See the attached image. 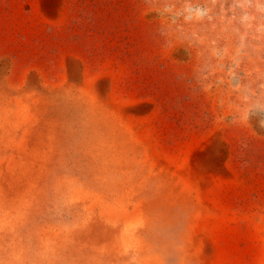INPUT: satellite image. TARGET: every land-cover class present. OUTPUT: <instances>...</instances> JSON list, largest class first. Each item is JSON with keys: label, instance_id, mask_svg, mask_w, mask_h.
<instances>
[{"label": "rangeland", "instance_id": "1", "mask_svg": "<svg viewBox=\"0 0 264 264\" xmlns=\"http://www.w3.org/2000/svg\"><path fill=\"white\" fill-rule=\"evenodd\" d=\"M185 4L0 0V264H264V52Z\"/></svg>", "mask_w": 264, "mask_h": 264}, {"label": "clouds", "instance_id": "2", "mask_svg": "<svg viewBox=\"0 0 264 264\" xmlns=\"http://www.w3.org/2000/svg\"><path fill=\"white\" fill-rule=\"evenodd\" d=\"M190 9L191 5L183 6L184 20L207 21L212 38L193 36L197 43L207 40L210 57L217 64L227 60L239 68L245 59L251 61L252 53L259 59L264 52V0H206V6ZM164 11L181 14L174 8Z\"/></svg>", "mask_w": 264, "mask_h": 264}]
</instances>
